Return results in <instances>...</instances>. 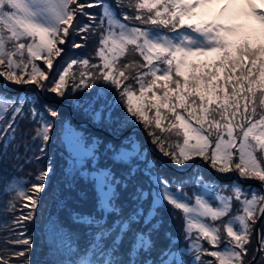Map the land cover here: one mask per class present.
I'll return each instance as SVG.
<instances>
[{
    "label": "snow or ice",
    "instance_id": "snow-or-ice-1",
    "mask_svg": "<svg viewBox=\"0 0 264 264\" xmlns=\"http://www.w3.org/2000/svg\"><path fill=\"white\" fill-rule=\"evenodd\" d=\"M95 8L99 13L90 11ZM89 32L99 33L97 63L89 57L72 59L50 77L63 45L75 35L86 40ZM71 46L83 45L72 41ZM129 54H138L143 63H121ZM74 66L80 71L73 72ZM0 78L68 99L97 123L138 122L178 166L203 157L220 173L260 182L252 191L234 181L225 186L232 195L214 200L206 196V185L204 192L189 195L182 182L173 189L174 182L157 170V161L144 157L143 167L134 161L133 156H140L135 144L132 152L106 146L113 163L101 166V142L80 143L77 154L94 165L89 170L81 161L78 171L91 185L94 206L87 212L70 211L87 241L80 247L69 237L67 256L58 264H192L193 259L195 264H251L249 252L264 254V228L256 227L264 218V0H0ZM37 104L38 98H13L0 85V161L9 147L14 156L18 152L24 119L38 125L32 140H39L40 153L46 151L54 124ZM43 107L50 117L59 116L55 105ZM120 108L123 112L114 115ZM117 163L122 166L119 175ZM52 172L49 164L30 181L0 177V194L14 193L5 211H17L16 202L23 201L9 230H19L10 242L25 246L8 259L0 256V264L32 251L25 222L35 219ZM138 174L147 180H138ZM234 200L240 208L232 214ZM165 206L173 218L176 211L181 213L186 244L179 250L180 238L171 232L165 233L166 247L157 248L153 239L162 227ZM185 252L191 259L182 258ZM205 256L211 259L205 261Z\"/></svg>",
    "mask_w": 264,
    "mask_h": 264
},
{
    "label": "trees",
    "instance_id": "trees-1",
    "mask_svg": "<svg viewBox=\"0 0 264 264\" xmlns=\"http://www.w3.org/2000/svg\"><path fill=\"white\" fill-rule=\"evenodd\" d=\"M90 11H94L99 13L100 9L95 8L91 9ZM124 11H128V9H124ZM131 14V13H130ZM85 22L86 18H85ZM98 39H99V33H96L93 35L91 32L88 33L86 40H81L80 35L72 36L67 43V45L64 46L65 51L61 54L60 57L57 59L56 67L53 71V74L57 71H59L61 68L66 66V63L71 61L72 59H77L80 57H89L92 58L93 63H97V60L95 59V51L98 46ZM72 41H75L76 43H80L83 46L80 48H73ZM137 60L141 63H143V60L141 57H139L138 54L136 55H127L126 58H122L121 63H126L129 60ZM44 67V66H43ZM73 72H79L80 68L79 66H74L72 69ZM52 74V75H53ZM0 85L3 86L1 80ZM23 85L16 86L13 84H7L6 86H3V90L6 91L10 96L15 98L18 94L20 96H28L32 99L34 102L37 98L39 99V104H37V107L40 109V113L46 118L51 119L54 124V129L52 133V137L56 136V140L59 139L63 144L60 147H57L56 149L52 146V141L48 142L47 150L45 151L44 155L37 154V147H33V140L32 136L34 135V129L38 126L35 123H32L30 118L21 120L20 122V132L23 133V136H21L17 143L21 145L19 147L18 152L16 155H13V149L12 147L8 148V155L3 160L0 161V177H12L15 175L17 178H22L23 176L27 177V180L24 181H30L32 178L35 177V175L43 168H46L49 164L51 166H54V172L52 174L53 181L50 183V185L44 190L42 193L41 198V206L37 211L36 217L33 221L25 222L27 232L26 234L33 235L35 240V249L33 248L32 251L28 254L27 257H21L20 264H22L23 260L30 258L32 261V264H48V262L51 263L53 260H57L56 264L60 260H63L67 256L66 251V242L69 239V237L72 238L80 247H83L87 241V237L84 235V229L82 227H78L73 223V221L70 218V212L66 213H59V217L55 215V208L59 199V196H56V190L59 186L64 187V184L66 182L65 174H64V168L65 165L69 162L70 156H71V150L68 148V143L65 140V134L68 130H75L78 132V139L80 142L85 144L86 146L90 145L92 143L93 139H98L101 143L99 144V147L97 149V155L100 157L99 164L103 166L104 164L111 165L113 162L110 159H107L108 156H111V152H106V146L112 145L117 150H119L120 147H124L127 149V151L132 152L133 151V145H137L140 148V156L136 157L133 156L132 159L134 161H139L141 167H143L144 164V157H147L148 160H155L158 162V171H160L163 176L170 178L174 183L172 184L173 188L177 187V182H182V187L184 190H186L189 195H192L193 192L196 189H199L201 187V184L208 183L210 184L215 190H218L219 192H222L226 195H232V188L231 187H225L227 185L232 184L234 181L239 180L238 178H233V180L228 181H221L220 179H217L218 177L214 175L209 168L205 165L203 161L198 162L194 165V167L191 170L188 171H182L177 168L183 169L187 168L194 162L197 158H202L204 161H206L209 165L210 163L205 160L203 157H194L192 160L187 161L183 166H178L170 160L169 157L163 155L157 148L155 144L152 143L150 136L146 132L145 128L142 124V129H136L134 131L129 132L125 137L117 138L110 133L114 135H121L125 131H127L128 128L133 126V120H129L126 123H108L105 121H101L99 123L93 121L92 117L90 115H86L83 111L81 112H71V109L67 105H62L59 103H56L51 99H58L54 94L50 92L45 91L46 96H41L40 93L36 91L34 86H30L24 90H20ZM18 89V90H17ZM11 90H14L13 92ZM88 91H94V90H88ZM85 93H78L77 95H83ZM113 92H109V96H111ZM150 95V94H149ZM62 102L70 103L68 99L60 100ZM45 104H52L55 105V107L59 110V116L58 117H50L48 113L44 110L43 105ZM72 104V103H70ZM75 111V109H73ZM123 112V109H117L116 112H114V115H118L119 113ZM151 116L152 113H149ZM105 130V131H104ZM144 132L147 135V139L150 141L152 145V149L148 145V140L146 139ZM18 132V136H19ZM83 138L81 141L80 138ZM172 139H176L175 137H172ZM194 143V141H193ZM24 145H28V150L25 149ZM59 149V150H58ZM58 153V154H56ZM58 155V159H56ZM36 157H39L37 159ZM87 163H89V168L94 167L92 164L91 158L87 157L86 159ZM86 163V162H85ZM20 167V169H18ZM121 164L117 163L115 165V170L117 174L119 175L121 171ZM214 169V168H213ZM217 173V175L223 176V177H229L233 174H236L235 172H228V173H220L216 169H214ZM137 179L140 181L147 180L146 176H143L142 174H138ZM203 181V183H200V181ZM239 182L244 185V187L247 189L248 186L252 187V191H257L259 189V186L251 185V184H245L242 183L240 180ZM27 188L31 187L30 183L25 184ZM75 187L78 189L77 195H74L72 198L68 196L69 203L77 206L79 209L77 211H91L94 206V193L91 190V185L86 183L85 180L81 179L79 176L77 177L75 181ZM83 194H82V193ZM10 196L12 198L11 194L3 195L0 194V226L3 225L4 219H8V225H11V221L15 216L20 215V212L18 211L20 205L23 203L22 200H18L16 202V208L17 211L14 212H8L5 211L6 208V199L3 200V198ZM82 196L84 199H81ZM127 200V192L122 193V201ZM79 202L86 203V205H80ZM2 207V205H4ZM240 208V205L235 200L233 201V213L235 214L237 210ZM161 215L163 217V224L159 231V233L154 234L153 239L156 242V247H166L169 243L167 240L165 233L171 232L173 235L179 237V241L176 245V250H179L181 247L185 246L186 242L183 240L182 235V229H183V220L181 218V213L175 212V218H173V212L171 211L170 207H166L164 210H162ZM49 217H52L56 222H54L53 226L51 227V231H54L56 229V233L54 234V239L56 241L60 239V243H57V248L55 249V254L49 253L52 246L48 241L45 239V231H48V228L46 229V222ZM227 219V218H225ZM217 223H220L219 221ZM10 227V228H11ZM257 227V226H256ZM261 228H264V218L261 223ZM0 230H3V227H0ZM19 233V230H17ZM38 236V238L36 237ZM41 241L40 243L38 241ZM255 239H253V247H255ZM205 247H208L207 244H205ZM223 247V245H221ZM126 248L124 245L122 247V251ZM4 249V248H3ZM255 254V251L249 252L248 256L246 257V260H250ZM156 255V252L154 251L152 253V256L154 257ZM191 253L185 252L183 254L185 259H191ZM183 258V259H184ZM205 261L208 259H211V257L205 256L203 258ZM48 261V262H47ZM254 264H264V254L260 253L258 259Z\"/></svg>",
    "mask_w": 264,
    "mask_h": 264
},
{
    "label": "rangeland",
    "instance_id": "rangeland-1",
    "mask_svg": "<svg viewBox=\"0 0 264 264\" xmlns=\"http://www.w3.org/2000/svg\"><path fill=\"white\" fill-rule=\"evenodd\" d=\"M67 45V44H65ZM63 45V47L65 46ZM38 64H40V66L42 68H45L44 64L42 61H36ZM56 64H57V59L54 60V68L52 70V72L49 73L50 77L51 75L53 74V71L56 67ZM44 66V67H43ZM45 70H47L45 68ZM17 86V85H16ZM24 86V85H23ZM21 88V87H20ZM45 92V91H44ZM54 100H57L59 101L58 99L54 98ZM60 104L61 103H65V102H62V101H59ZM70 104V103H69ZM63 105V104H62ZM70 109H72V112H81L82 110H79L77 109L76 107H74L73 104H70ZM75 109V111L73 110ZM140 123L138 122H135L133 121V126H136V125H139ZM132 127L128 128L127 130L131 129ZM105 131V130H104ZM79 135H78V132L75 131V130H68L65 134V140L67 141L68 143V148L71 150V156H70V159H69V162L67 163V165H65V168H64V176L66 178V182L64 184V187L62 186H59L58 189L56 190V196H59V199H58V202H57V205H56V208H55V215L59 217V213H66V212H70L72 210H78L79 208L77 206H74L72 204L69 203V199H68V196L70 198H72L74 195H77V191L78 189L75 187V181L77 179V177L79 176L78 175V171L81 170V161L83 162V166L88 168L89 170H91V168H89V163H87L86 159L87 157H81L77 154V146L78 144L82 143L79 141L78 139ZM56 136H53L51 137L50 141H52V146L56 149L57 147H60L62 146V142L57 139L58 141H54V139L56 140ZM49 141V142H50ZM34 144H33V147H37L39 145V140H36V141H33ZM48 145V144H47ZM85 145V144H84ZM86 146V145H85ZM37 151V154H41V155H44V153H40L37 149H35ZM47 150V149H46ZM59 150V149H58ZM58 154V153H56ZM56 159H58V155L56 157ZM86 162V163H85ZM206 162V161H205ZM93 164V163H92ZM53 168V172H54V166H52ZM20 169V167L18 168ZM70 169H71V174H70ZM53 172L50 174V176L48 177V186L50 185V183L53 181ZM73 175H76V179L74 180L73 179ZM15 176V175H14ZM223 177V176H220V175H217V177ZM223 178H228L227 176L226 177H223ZM22 180H27V177L23 176L22 178H20ZM33 179V178H32ZM207 186V192H206V196L208 197H211L213 198V200L215 199L216 196L218 195H226L222 192H219L218 190H215L210 184L208 183H204V184H201V187L199 189H196L195 191H200V192H204V186ZM47 186V187H48ZM26 187V186H25ZM27 188V187H26ZM175 190V188H173ZM184 190V189H183ZM185 192H187L186 190H184ZM82 193V192H81ZM188 193V192H187ZM83 194V193H82ZM189 194V193H188ZM13 194H11V196H13ZM6 199V204H7V201L10 198V196H7L5 198H3V200ZM81 199H84V197L82 196ZM85 200V199H84ZM80 205H86V203H83V202H79ZM5 206V204L3 205ZM2 206V207H3ZM168 207V206H165V208ZM164 208V209H165ZM163 209V210H164ZM172 211V209H171ZM173 212V211H172ZM177 214L179 211H176ZM54 222H56L52 217H49L47 222H46V229L48 228V231L46 230L45 231V239L48 241V243H50V245L52 246V248L54 249H59L57 248V243H60V239L59 241L56 239H54V234L56 233V229L54 231H51V227L53 226ZM27 235V234H26ZM31 236V235H29ZM36 237L38 238V236L36 235ZM33 242L35 241L34 240V237L33 235L31 236ZM184 247V246H183ZM182 248V247H181ZM188 253V252H187ZM192 257V255H191ZM259 257V256H258ZM184 258V256L182 257ZM185 259V258H184ZM258 259V258H257ZM186 261L188 259H185ZM192 264H195V261L194 259L192 260Z\"/></svg>",
    "mask_w": 264,
    "mask_h": 264
},
{
    "label": "water",
    "instance_id": "water-1",
    "mask_svg": "<svg viewBox=\"0 0 264 264\" xmlns=\"http://www.w3.org/2000/svg\"><path fill=\"white\" fill-rule=\"evenodd\" d=\"M1 80H2V83L5 85V83H4V80L1 78ZM29 86H31V85H24L21 89L23 90V89H26L27 87H29ZM42 96H45V93H44V91H41V92H39ZM50 100H52V101H54V102H56V103H59L60 104V102L59 101H57V100H54V99H51V98H49ZM61 104H63V105H67L68 107H70V104L69 103H61ZM71 112H72V109H71ZM72 114H73V112H72ZM136 128H141V126L140 125H136V126H134V127H132L131 129H129V130H127V131H125L122 135H120V136H116L117 138H123L125 135H127L129 132H131V131H133V130H135ZM111 135H113L112 133H110ZM144 135H145V137H146V139H147V135H146V133L144 132ZM148 140V139H147ZM148 145L150 146V148L152 149V145H151V143H150V141L148 140ZM200 161H203V159L202 158H197L193 163H192V165L189 167V168H187V170H189V169H192V167L197 163V162H200ZM208 167L210 168V170L216 175V173H215V171L208 165ZM177 169H179V168H177ZM179 170H182V169H179ZM187 170H182V171H187ZM233 177H237V178H239L238 177V175H234ZM219 179H221V180H227V179H225V178H221V177H219ZM240 179V178H239ZM242 182H245L246 184H253V185H258V186H260V182L259 181H256V180H252V181H247L246 182V180H244V179H240ZM263 219V218H262ZM262 219L261 220H259L258 222H257V228H261V221H262ZM258 256H259V253L258 252H256V254H255V259L253 260V258L250 260L251 261V264H254V262L256 261V259L258 258Z\"/></svg>",
    "mask_w": 264,
    "mask_h": 264
}]
</instances>
